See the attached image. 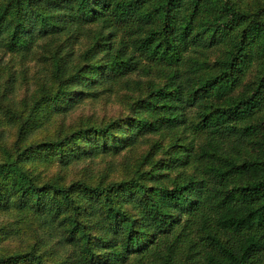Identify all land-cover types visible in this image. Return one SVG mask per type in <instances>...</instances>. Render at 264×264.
<instances>
[{
    "label": "trees",
    "instance_id": "obj_1",
    "mask_svg": "<svg viewBox=\"0 0 264 264\" xmlns=\"http://www.w3.org/2000/svg\"><path fill=\"white\" fill-rule=\"evenodd\" d=\"M32 50L20 102L0 61V264H264V0H0V51ZM113 94L126 115L33 137Z\"/></svg>",
    "mask_w": 264,
    "mask_h": 264
},
{
    "label": "rangeland",
    "instance_id": "obj_2",
    "mask_svg": "<svg viewBox=\"0 0 264 264\" xmlns=\"http://www.w3.org/2000/svg\"><path fill=\"white\" fill-rule=\"evenodd\" d=\"M41 59L40 54L34 53V50L25 52L24 54L0 51V61L3 66L2 74L5 78L12 75L16 79L14 93L16 101L20 102L24 98H29L32 91L36 88V80L33 74L37 69L45 72L46 68V64L42 63ZM126 114L124 105L117 94L104 95L100 99H90L78 104L66 116L55 117L51 123L42 130L37 131L33 137L35 136L36 139L42 140L45 135H55L57 127L62 120L66 121L67 124L74 123L73 125L76 127L83 124L102 125L104 118L110 120ZM12 125L6 122V119L0 112V129H4V131L6 129L7 132L5 133L9 137V141L13 140L16 134V127ZM142 147L139 146L131 152H123L119 155H99L93 159L75 162L69 167L67 171L68 176L70 178H78L85 169L95 172V174L116 169L115 175L121 177L127 174L126 165L131 167L138 153L142 151ZM57 164V161L53 162V169L57 167ZM3 218H10V214L0 213V220Z\"/></svg>",
    "mask_w": 264,
    "mask_h": 264
}]
</instances>
